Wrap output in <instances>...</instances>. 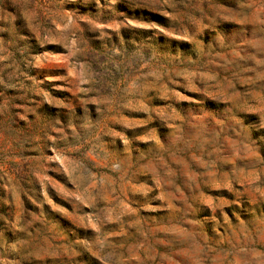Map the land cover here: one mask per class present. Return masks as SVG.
<instances>
[{
  "label": "rangeland",
  "instance_id": "rangeland-1",
  "mask_svg": "<svg viewBox=\"0 0 264 264\" xmlns=\"http://www.w3.org/2000/svg\"><path fill=\"white\" fill-rule=\"evenodd\" d=\"M78 240L95 264H264V0H0V264Z\"/></svg>",
  "mask_w": 264,
  "mask_h": 264
},
{
  "label": "trees",
  "instance_id": "trees-1",
  "mask_svg": "<svg viewBox=\"0 0 264 264\" xmlns=\"http://www.w3.org/2000/svg\"><path fill=\"white\" fill-rule=\"evenodd\" d=\"M141 14L144 17H149L150 19H152L153 22H155L157 25H159L163 28H167V24L165 23L166 19L163 16L154 15V14L148 12L147 10L143 11ZM18 20L21 24H23L21 18H19ZM19 34L21 35V37H25V40H26V38L29 39L28 40L29 45H27V44L25 45L24 40H21L20 49L23 50L22 57H25L28 53H34V51H36L35 49H37V44H36V40L34 37V32L26 31L24 27H21ZM23 83H24L23 86H26L27 83L26 82H23ZM22 92H23V90H21L19 94H21ZM38 98L42 99V96H38ZM38 98L35 100H38ZM40 106H47V105L42 103ZM45 111H49L48 117H47V120H49L50 118H52V116L55 112V109L52 107H49V110H48V108H45ZM8 119H10V120L5 121V125L3 124L4 129L7 131L19 130L20 132H24L26 134H29L30 132L36 130V124L30 118L28 119L29 124L21 123V121L16 120V118H14V116L13 117L8 116ZM77 246L81 247V241L78 240ZM81 249H82V247H81ZM79 254H80V257L78 259L64 260V262H66V264H80L79 261L87 262V264H95L96 263V260L88 257V255L86 254L84 249H82Z\"/></svg>",
  "mask_w": 264,
  "mask_h": 264
}]
</instances>
